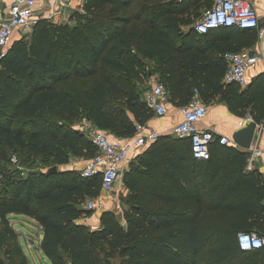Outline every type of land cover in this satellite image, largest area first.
Segmentation results:
<instances>
[{"label":"trees","instance_id":"16d2710c","mask_svg":"<svg viewBox=\"0 0 264 264\" xmlns=\"http://www.w3.org/2000/svg\"><path fill=\"white\" fill-rule=\"evenodd\" d=\"M212 4L85 0L73 24L38 19L30 37L15 40L0 61V161H9L11 151L27 162L35 155L54 159L57 166L93 157L96 147L75 127L85 118L117 137H134L136 124L155 115L140 85L154 74L179 106L197 86L207 104L226 101L235 114L251 113L264 126V71L246 88L223 83V52L241 49L217 50L208 33L193 26ZM220 136L202 160L189 137L159 134L124 172L123 216L104 209L97 228L79 220L93 213L83 205L101 194L100 173L83 177L59 166L26 172V161L18 170L0 164V264H32L10 214L41 225L40 248L53 264H113L115 258L118 264L232 263L250 252L240 248L238 232L255 229L205 226V219L218 208L229 221L247 219L249 210L264 212V176L247 169L246 149L221 143ZM204 163L205 186L223 184V194L200 192L204 179L195 172Z\"/></svg>","mask_w":264,"mask_h":264},{"label":"built area","instance_id":"2783aa9c","mask_svg":"<svg viewBox=\"0 0 264 264\" xmlns=\"http://www.w3.org/2000/svg\"><path fill=\"white\" fill-rule=\"evenodd\" d=\"M48 5L56 6L59 0H42ZM36 0H13L8 16L0 21V61L7 51V44L11 33L17 29H30L35 23L34 5ZM199 33H209L212 29L221 26H237L241 29H258L259 37L264 35V26H260V16L252 0H213V4L195 20L193 24ZM223 57L227 62V69L223 76V83L246 85L249 81L248 70L263 59V55L250 49L226 50ZM169 90L166 84L157 79L152 86L144 91L147 104L155 113L164 114L167 111ZM182 118L172 127V132L179 136L189 137L194 157L209 159L211 144L217 135L209 128L199 126L208 115L209 104L201 96L199 87L195 86L191 100L181 105ZM247 123L254 121L251 113L245 115ZM137 134L132 138H113L106 129L97 126L85 118L82 129L96 147L93 157L87 158L80 168L83 177H91L100 173L102 176V192L96 197L87 198L85 205L88 210L96 211L105 208V192H111L117 181L123 180V175L134 155H137L149 143L156 140L159 132L146 128L145 124L137 123ZM263 124L257 123V131L251 146L247 148L248 170L256 169L258 160L264 150L261 147ZM221 143L231 139L227 135L220 136ZM18 160L17 156H14ZM241 249L253 251L264 248V233L258 230H241L237 234Z\"/></svg>","mask_w":264,"mask_h":264},{"label":"crops","instance_id":"0c3cea01","mask_svg":"<svg viewBox=\"0 0 264 264\" xmlns=\"http://www.w3.org/2000/svg\"><path fill=\"white\" fill-rule=\"evenodd\" d=\"M13 0H0V21L8 16L10 6ZM255 7L257 8L260 16V26H264V0H252ZM54 7L52 4L48 5L44 3L42 0H36V4L34 5V14H35V22L40 18H49L53 22L56 23H70L73 24L76 22V19L73 18V13L75 11H83L85 6V0H59L55 4ZM35 24V23H34ZM33 24V26H34ZM33 26L30 29H15L9 38L8 44L6 48H9L12 43L23 37L29 38ZM223 27L212 29L206 36L216 47L217 50L220 49H250L254 52L261 53L263 55V59L259 61L256 65L252 66L248 70L249 81L246 85L237 84L240 88H246L252 79L257 76L260 72L264 71V35L262 38L258 36V29H241L237 26H231L230 30L223 31ZM159 79L158 74H154L149 79V86H152L154 82ZM180 106L172 102L171 100L167 103V111L164 114L155 113V115L147 121L146 128H152L157 130L160 134L172 132V127L182 118V113L180 112ZM84 123V120L76 121L75 127L81 128ZM247 124L245 120V116H239L235 114L230 108L226 101L213 100L209 105L208 115L199 122V126L203 128L211 129L216 135H227L231 140L228 142L229 144L235 145L237 147L242 148L237 145L233 140L234 132L245 126ZM83 130V129H82ZM113 138L121 139L112 134ZM147 146V145H146ZM145 146V147H146ZM144 147V148H145ZM261 147L264 150V128L262 129V137H261ZM143 148V149H144ZM142 149V150H143ZM244 149V148H243ZM135 156V155H134ZM133 156V157H134ZM87 158H74L69 163L61 164V168H72L78 169L84 166ZM132 160V159H131ZM129 162V165L131 163ZM129 165L126 169L129 168ZM256 169L262 173L264 176V153L262 157L257 162ZM195 174L199 177H203L204 182L200 185V192L202 194H212V195H220L226 191L225 185H219L216 188L214 187L215 182L207 181L205 186V163L196 170ZM236 191V190H235ZM237 192V191H236ZM128 193V188L125 185L124 181H117L115 186L113 187L111 192H105L106 196L107 208L113 209L118 208L121 203V196ZM213 211V210H211ZM221 209H217V214L212 216L211 218L205 219V226L212 227H238L243 225H252V229L260 230L264 232V215L263 211L259 214L255 210L250 211L248 213L247 219H239L238 221H229L223 213H220ZM103 210H100L98 213L81 218L79 221L89 225L91 228H97L101 224V214ZM24 215V214H22ZM247 215V213L245 214ZM27 216V215H24ZM29 217V216H27ZM31 218V217H30ZM33 219V218H32ZM36 225L39 228L38 230V239L31 238L28 247H25V251L28 254L31 263L35 264V261L31 259V253H33V249L37 251V253L43 258L44 261H49L51 264V259L45 255L40 248V242L43 237V229L41 225L35 220ZM35 225V226H36ZM17 229L22 233L23 237V229L17 227ZM37 241V243H35ZM225 261H227L225 259ZM220 264H227L226 262ZM230 264H264V248L261 250L250 251L246 254L238 253L234 256V260Z\"/></svg>","mask_w":264,"mask_h":264},{"label":"rangeland","instance_id":"374dc122","mask_svg":"<svg viewBox=\"0 0 264 264\" xmlns=\"http://www.w3.org/2000/svg\"><path fill=\"white\" fill-rule=\"evenodd\" d=\"M204 7H205V5L203 4V1H202L201 2V9H203ZM149 79L143 78L140 81L141 82L140 85L142 88H147L149 86V82H150ZM72 85H74V83H69L68 86H72ZM15 154L18 156V160L14 159ZM23 161H26L25 157L21 156L18 152L11 151L10 160L7 161L6 163L0 161V164L1 165L6 164L7 167H9L10 169L18 170L19 169L18 167H20L22 165ZM53 165H55L54 159L42 158L39 155H35L30 162L26 161V163L21 167H23V169L26 172H28L31 168L47 170L49 167H52ZM58 166L61 167V165H58ZM83 207H86V205L84 204ZM106 208H107V202H106L105 208L93 211L92 215H94V214L98 213L100 210H104ZM125 208H126V205L124 204L123 196H121L120 206H118V208H115V211L117 212V214L119 216L122 217ZM84 217H87V216H84ZM10 220H11V223L14 225V227H16V228L19 227L20 229H23V231H24L23 237H21V243H22L24 249H25V247L26 248L28 247V244H29L31 238L38 239L39 228H37L38 226L36 225V222L34 219L27 217V216H24L22 214H10ZM35 243H37V241H35ZM33 250H34L33 253H31V259H33L35 261V264H51L48 260L44 261L42 258L43 256L41 257L35 249H33ZM119 261H120V258H115L113 261V264H118Z\"/></svg>","mask_w":264,"mask_h":264},{"label":"water","instance_id":"95a60500","mask_svg":"<svg viewBox=\"0 0 264 264\" xmlns=\"http://www.w3.org/2000/svg\"><path fill=\"white\" fill-rule=\"evenodd\" d=\"M256 131H257V122L251 121L247 123L245 126L237 129L234 132L232 138L237 145L241 146L244 149H247L251 146ZM58 168L59 167L57 165H54L49 169V171L50 172L57 171Z\"/></svg>","mask_w":264,"mask_h":264},{"label":"bare ground","instance_id":"6f19581e","mask_svg":"<svg viewBox=\"0 0 264 264\" xmlns=\"http://www.w3.org/2000/svg\"><path fill=\"white\" fill-rule=\"evenodd\" d=\"M255 121V120H254Z\"/></svg>","mask_w":264,"mask_h":264}]
</instances>
